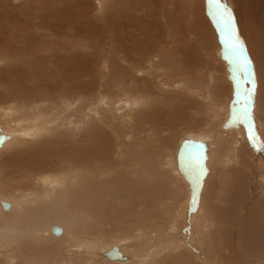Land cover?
Listing matches in <instances>:
<instances>
[{"label":"bare ground","instance_id":"6f19581e","mask_svg":"<svg viewBox=\"0 0 264 264\" xmlns=\"http://www.w3.org/2000/svg\"><path fill=\"white\" fill-rule=\"evenodd\" d=\"M205 1L232 37L211 22L229 90L213 71L189 75L171 35L100 42L97 75L75 82L54 58L44 74L0 54L7 72L36 69L0 75V264H264V0ZM167 108L175 139L162 136ZM115 246L123 259L106 255Z\"/></svg>","mask_w":264,"mask_h":264},{"label":"rangeland","instance_id":"374dc122","mask_svg":"<svg viewBox=\"0 0 264 264\" xmlns=\"http://www.w3.org/2000/svg\"><path fill=\"white\" fill-rule=\"evenodd\" d=\"M112 1H114V3ZM212 1H215L214 5H212L215 8H210L212 12L218 10V7H220L221 10H225L224 0H210L211 3ZM200 2H203V0H106L105 7L109 8L110 11L107 8H103L102 10L99 8L97 9L96 0H0V54H8L7 56H9L10 62H13L15 59V61H21L24 63L40 60V63L43 62V64L47 66V68L45 66L44 68H41L44 74L49 72V70L52 71L54 69V67L53 69L51 68L52 66L49 67L50 62L54 58V63L56 62L58 67H60V71L65 73V78L68 79L71 77L70 79L75 82V79L78 81L81 78L82 81L85 79L92 80V78L97 75L96 72L94 76L88 74H90V70L93 74V70H97L94 68H98L99 65H94L93 63L98 59L100 54L98 52L101 51L103 57V46H107V49L105 48L103 51L108 50L112 40L114 41L112 44L115 43V47L113 45L114 48L124 45L131 47L134 50L140 48V44H142L143 47V44L151 43L153 40H151L152 35L150 34H153V36L160 35L159 38L161 40L163 38L165 39L164 36L171 35V38L172 40H175V43H168V47H171L172 45L176 48L178 60L183 67L186 68V71L189 69L187 71L189 75H193L194 77H197L198 75L204 77L205 80H208V74L210 71H213L219 77L217 80V82L219 81V86H225L226 89L229 90V80L224 75V63L218 58L217 53L215 52L216 43H218L220 47V45H223V42L220 40L216 41L211 22L222 27V40H224V38H229V40H231L232 37L228 34V29L219 25L216 18L205 13L206 1L204 3L205 5L203 3L198 4ZM104 9H106V11ZM37 24L41 27L39 28L38 26V28H36ZM148 25H150V27ZM152 25H156L155 28ZM19 28L20 30H18ZM159 28L161 30L165 29V33L162 32L164 30L161 31ZM168 28L172 30L170 31ZM153 29L156 31L159 30V33ZM172 31L174 35L172 34ZM19 33H21V35ZM174 36L175 38H173ZM70 41L72 43H70ZM104 41L110 42L106 44ZM100 42L103 44L102 47H100L101 45H97ZM160 42L161 41L158 43ZM96 45L98 48H96ZM24 59H28L29 61H25ZM75 61L78 65L72 64V62ZM10 62H4L5 64L3 63L1 66V76L2 74L8 76L13 75L14 77L18 75L15 78L20 80L33 77L31 75L36 70L34 65L23 64L12 69V72L10 71V73L7 72L9 70L7 65ZM47 62L49 63L47 64ZM122 63L124 62L122 61ZM125 66L127 65L125 64ZM64 70L66 71L64 72ZM84 70H87L88 73ZM67 71L68 73L70 71L73 75L70 73L68 74ZM80 71L83 73V77L81 76L82 73ZM21 75L23 76V79ZM76 75H78V77ZM84 75L86 76L84 77ZM74 76H76V78ZM70 79H68V82L71 81ZM25 82H27L29 86H32L35 83V80H28ZM6 87V84H0V90L5 91ZM171 101L172 99H170L169 105H172ZM171 113L173 114L171 109L167 108V112L164 114L163 119L168 118V120L167 125H164L166 126V130L162 133V136L165 135L164 138L171 137V139H175L172 135L177 133L179 126L175 124L176 121H174V119H170ZM1 126L5 127V125L0 124V127ZM181 134H183L181 140H184V143H189L191 140L189 134L185 132H182ZM224 136L226 135L224 134ZM177 137L178 136H176V138ZM226 141V144L228 145L229 140ZM188 146L192 150H196L195 141L189 143ZM169 168L171 167L168 166L167 169ZM58 226L62 228V232L56 233L54 230L53 232L56 234H63L64 227H61V225ZM125 246L127 248V256H129L128 258L130 260L133 259L138 261L139 247L136 245L134 239L127 240Z\"/></svg>","mask_w":264,"mask_h":264},{"label":"water","instance_id":"95a60500","mask_svg":"<svg viewBox=\"0 0 264 264\" xmlns=\"http://www.w3.org/2000/svg\"><path fill=\"white\" fill-rule=\"evenodd\" d=\"M4 206L5 207H8L9 205H8L7 202H5L4 203ZM53 230L56 233H61L62 232V228H60L59 226H55ZM106 255L109 256L110 258H120V259H123L124 258L122 252L116 246L113 247L112 249H110L109 251H107L106 252Z\"/></svg>","mask_w":264,"mask_h":264}]
</instances>
